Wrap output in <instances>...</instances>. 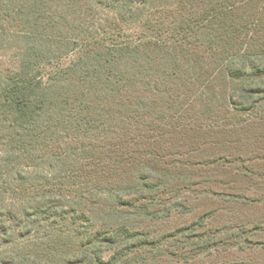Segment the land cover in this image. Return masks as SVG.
<instances>
[{"label":"trees","instance_id":"1","mask_svg":"<svg viewBox=\"0 0 264 264\" xmlns=\"http://www.w3.org/2000/svg\"><path fill=\"white\" fill-rule=\"evenodd\" d=\"M263 20L264 0H0V199L23 215L0 264H260L227 253L264 251Z\"/></svg>","mask_w":264,"mask_h":264},{"label":"rangeland","instance_id":"2","mask_svg":"<svg viewBox=\"0 0 264 264\" xmlns=\"http://www.w3.org/2000/svg\"><path fill=\"white\" fill-rule=\"evenodd\" d=\"M141 0H138V3H140ZM263 25H264V20L262 21ZM102 24H104V22H101ZM259 37H261L260 42H264V32H261L259 34ZM12 53L11 51H0V71H4L7 67L11 66L12 63ZM248 63L247 62V68L248 67ZM191 147L189 148L188 151H190ZM1 152V151H0ZM190 156L193 157V154ZM3 157L2 155H0V170L2 169V160ZM46 168L44 167L41 170H38L39 172H43ZM251 181H248V183ZM249 185V184H246ZM259 190L257 191L256 195H258L260 197L261 201H264V185H260ZM230 193H233L230 191ZM14 205V202L11 201L10 199H6L5 202H3V199H0V219H8V221H6L7 225H9L10 221L9 218L10 217H15V222H13L12 227H14L16 232H19V230L22 228L23 223L21 222V219L23 221V215L20 214V208L21 206L19 204L15 205V207L13 208L15 210V213L13 216H10V209L11 206ZM258 209L260 210L259 215H260V222H264V205L259 206ZM196 220V216L194 214L191 215H176L172 220H170L169 222L165 223L161 229V233L165 234H171L173 233L176 228L180 227V226H184L187 225L189 223H191L192 221ZM219 219L216 221V223H218ZM214 223V222H213ZM161 226V225H160ZM215 228L217 227L216 225H213ZM20 236V235H17ZM253 240H264V234L259 233L258 235H256L254 237ZM242 241H240V243L238 245H234L233 249L230 250V252H228L227 254L230 256V260L232 261H236V262H241L243 260H252V258L259 260L260 264H264V251L261 250V248H248L245 246H242ZM239 247H243L245 249V251H240ZM5 248V247H3Z\"/></svg>","mask_w":264,"mask_h":264}]
</instances>
